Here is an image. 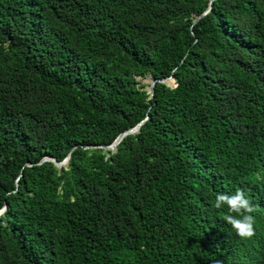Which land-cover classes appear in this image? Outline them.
Masks as SVG:
<instances>
[{"label":"trees","instance_id":"trees-1","mask_svg":"<svg viewBox=\"0 0 264 264\" xmlns=\"http://www.w3.org/2000/svg\"><path fill=\"white\" fill-rule=\"evenodd\" d=\"M208 5L0 0V264H264V0Z\"/></svg>","mask_w":264,"mask_h":264},{"label":"clouds","instance_id":"clouds-1","mask_svg":"<svg viewBox=\"0 0 264 264\" xmlns=\"http://www.w3.org/2000/svg\"><path fill=\"white\" fill-rule=\"evenodd\" d=\"M227 206L229 213H236L234 216L228 214L224 217L236 234L241 239H250L255 235V217L252 215L257 209L249 200L242 189H237L233 194L218 193L215 198L213 207L221 209ZM217 264H223L222 261H217Z\"/></svg>","mask_w":264,"mask_h":264},{"label":"water","instance_id":"water-1","mask_svg":"<svg viewBox=\"0 0 264 264\" xmlns=\"http://www.w3.org/2000/svg\"><path fill=\"white\" fill-rule=\"evenodd\" d=\"M215 2V0H209V5L208 8L206 9V11L204 13H202L200 16H198L195 19V23H197L198 21H200L203 17H205L208 13L211 12L212 10V5ZM149 79V87H148V92L151 95V97L154 96V88H155V84L157 82H163V83H167L168 85H176V79L172 76H170L169 78L166 79H155L153 78L151 75L148 76V78L146 80ZM144 121L140 122L137 126L121 133L116 140L112 143V145L110 146H100V148H103L104 150H108V151H112L115 152V150L117 149V146L121 143V141L127 137L128 135H132V134H136L138 132H140L141 126L143 125ZM93 147V146H91ZM71 154H69L65 160H63L62 162L57 161L55 158L53 157H46L44 158L40 163H44V162H53L58 168H62L65 166H68L69 164V160H70ZM29 166H31V164H29ZM6 208H4L1 212H5Z\"/></svg>","mask_w":264,"mask_h":264},{"label":"rangeland","instance_id":"rangeland-1","mask_svg":"<svg viewBox=\"0 0 264 264\" xmlns=\"http://www.w3.org/2000/svg\"><path fill=\"white\" fill-rule=\"evenodd\" d=\"M148 77H146V78H141V77H137V79H138V81L140 82V84H145V85H147V89H148V87H149V83H148V81L146 80Z\"/></svg>","mask_w":264,"mask_h":264}]
</instances>
